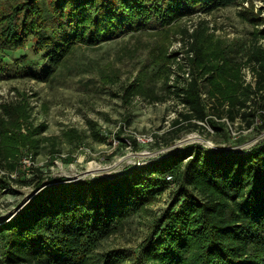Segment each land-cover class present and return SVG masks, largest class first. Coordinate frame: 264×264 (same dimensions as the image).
Returning <instances> with one entry per match:
<instances>
[{
	"label": "trees",
	"instance_id": "trees-1",
	"mask_svg": "<svg viewBox=\"0 0 264 264\" xmlns=\"http://www.w3.org/2000/svg\"><path fill=\"white\" fill-rule=\"evenodd\" d=\"M233 4L244 7L241 15L257 26L246 61L256 77L255 85H242L239 70H230L219 54L221 48L214 47L205 19L192 32L182 28V49L171 52L173 64L164 70V87L184 107L172 124L180 130L200 126L193 120H207L215 129L222 127L215 117H208L203 79L213 91L224 94L221 102L228 103L230 120L240 114L251 126L259 114L258 127L264 128V44H259L264 40V8H256L249 0H0V76H31L49 82L76 43L93 46L127 32L166 28L195 11ZM32 39L34 43H28ZM31 45L36 48L34 57L27 55ZM149 89L139 84L125 92L129 97L150 96ZM248 101H253V108ZM2 107L0 154L14 168L24 145L16 131L26 114L19 103ZM44 127L41 124L33 133ZM246 150L216 151L196 143L119 177L49 184L14 217L0 223V264H124L125 255L118 249L96 256L95 250L103 238L118 231L124 218L143 208L147 195L153 193L150 188L157 184L149 175L165 180L171 175L168 180L177 181L178 186L169 208L140 246L134 259L137 264H264L263 141ZM35 170L38 189L44 177L43 171ZM0 187L5 188V182Z\"/></svg>",
	"mask_w": 264,
	"mask_h": 264
},
{
	"label": "rangeland",
	"instance_id": "rangeland-1",
	"mask_svg": "<svg viewBox=\"0 0 264 264\" xmlns=\"http://www.w3.org/2000/svg\"><path fill=\"white\" fill-rule=\"evenodd\" d=\"M251 1L256 8H264V0H249V4ZM241 10L245 8L239 4L210 12L198 10L176 18L166 28L127 32L93 46L76 43L49 82L31 76L1 75L0 117L4 115L2 104L11 103H19L26 116L16 131L23 137L24 145L14 161L15 167L11 168V161L0 154V185H6L0 187V223L14 217L36 191L35 168L43 171V182H69L93 176L114 178L196 143L239 151L264 142V128L258 127L261 116L257 114L251 126L240 114L230 120L226 113L228 103L221 102L224 94L213 91L214 87L203 79L208 117H215L222 127L215 129L207 120H193L200 126L176 130L178 127L172 122L180 117L184 107L164 87V70L173 64L171 52H178L183 46L182 28L192 32L203 19L214 35V47L221 48L219 54L231 65L230 70H239L242 85L254 86L256 77L246 61L257 26L245 19ZM263 42L260 39L259 44ZM35 54L36 48L31 45L27 55ZM178 56L184 58L183 53ZM184 74L182 82L188 71ZM229 80L231 84L238 82ZM139 84L150 88L152 95L126 96V88ZM238 87L240 90V84ZM252 96L260 98L257 94ZM248 104L254 107L253 101ZM41 124L45 125L43 130L33 133ZM29 153L33 161L24 168L23 161ZM149 178L157 184L150 188L153 193L147 195L143 208L124 218L118 231L103 238L95 256L118 249L125 255L124 264H137L134 259L140 246L154 229V222L169 208L178 186L177 181L157 179L154 175ZM26 179L31 181L24 183Z\"/></svg>",
	"mask_w": 264,
	"mask_h": 264
},
{
	"label": "water",
	"instance_id": "water-1",
	"mask_svg": "<svg viewBox=\"0 0 264 264\" xmlns=\"http://www.w3.org/2000/svg\"><path fill=\"white\" fill-rule=\"evenodd\" d=\"M263 144H264V142H263ZM208 149H209V150H216V151H226V152L238 151V150L227 149V148H222V147H218V146H213V147H210V148H208ZM248 149H249V148H247L246 151H249ZM239 151H240V150H239ZM95 177H97V176H93V177H89V178H95ZM102 177H103V176H102ZM49 184H52V182H43L42 185H41L38 189H36V191L33 193V195L30 196V197L25 201V203H24L23 205H25V204L31 199V197H33L36 193H38L40 189H42L43 187H45V186H47V185H49Z\"/></svg>",
	"mask_w": 264,
	"mask_h": 264
},
{
	"label": "built area",
	"instance_id": "built-area-1",
	"mask_svg": "<svg viewBox=\"0 0 264 264\" xmlns=\"http://www.w3.org/2000/svg\"><path fill=\"white\" fill-rule=\"evenodd\" d=\"M245 5H248V2H245ZM32 161H33L32 154L31 153L27 154L26 157H25V159H24V161H23L24 168L27 165H30L32 163ZM167 178L170 179L171 178V175H168Z\"/></svg>",
	"mask_w": 264,
	"mask_h": 264
}]
</instances>
